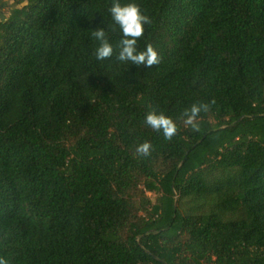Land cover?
<instances>
[{"label": "trees", "instance_id": "16d2710c", "mask_svg": "<svg viewBox=\"0 0 264 264\" xmlns=\"http://www.w3.org/2000/svg\"><path fill=\"white\" fill-rule=\"evenodd\" d=\"M17 2L0 20V256L264 264V0H120L152 20V68L115 59L113 0ZM98 26L112 58L94 55ZM150 105L171 141L144 123Z\"/></svg>", "mask_w": 264, "mask_h": 264}, {"label": "clouds", "instance_id": "9594fccd", "mask_svg": "<svg viewBox=\"0 0 264 264\" xmlns=\"http://www.w3.org/2000/svg\"><path fill=\"white\" fill-rule=\"evenodd\" d=\"M112 20L122 32V38L115 46L118 49L115 59L120 62H130L132 65L152 68L160 63L161 57L153 44L148 43L144 49H138V40L144 34L145 24H151L149 15L141 10L138 3L130 2L122 4L120 0H113L109 9ZM103 23V22H102ZM92 37L98 41L94 55L98 60H106L114 55V45L108 39L103 27H95L91 33ZM213 98L209 102H194L189 108H185L181 113V118L185 126H190L194 132L200 130L198 117L201 112H208ZM150 110L145 115L144 123L151 129L162 132L166 140L171 141L177 134L178 128L175 120L163 112H158L156 108L149 106ZM136 152L143 157H148L152 152L150 141L145 140L136 146ZM0 264H9L6 257L0 256Z\"/></svg>", "mask_w": 264, "mask_h": 264}, {"label": "rangeland", "instance_id": "374dc122", "mask_svg": "<svg viewBox=\"0 0 264 264\" xmlns=\"http://www.w3.org/2000/svg\"><path fill=\"white\" fill-rule=\"evenodd\" d=\"M19 5L17 0H4V6H0V20L6 18L12 9ZM152 199L156 197V192L150 191L149 192Z\"/></svg>", "mask_w": 264, "mask_h": 264}]
</instances>
